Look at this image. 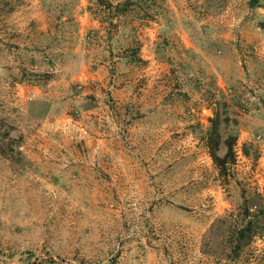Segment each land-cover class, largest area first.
Returning <instances> with one entry per match:
<instances>
[{"label": "rangeland", "instance_id": "obj_1", "mask_svg": "<svg viewBox=\"0 0 264 264\" xmlns=\"http://www.w3.org/2000/svg\"><path fill=\"white\" fill-rule=\"evenodd\" d=\"M123 1L0 0V264H264V0Z\"/></svg>", "mask_w": 264, "mask_h": 264}, {"label": "trees", "instance_id": "obj_2", "mask_svg": "<svg viewBox=\"0 0 264 264\" xmlns=\"http://www.w3.org/2000/svg\"><path fill=\"white\" fill-rule=\"evenodd\" d=\"M134 0H124L123 2L116 3L115 9L120 11L126 10L127 6L132 4ZM136 2V1H135ZM134 2V3H135ZM258 1L257 0H249L250 6H254ZM38 108L41 109L42 114H45L49 110V105L45 101H39L36 103ZM43 116V115H41ZM10 129L5 127L4 131L0 133V153L7 155V148L10 144H12V139L10 137ZM232 137V138H231ZM235 137L230 136L228 139L225 140V144L227 146V151L223 156H219L216 154L214 148L211 150V156L216 164V166L219 168V171H224L227 168L228 164H231L234 162V156H233V145H234ZM243 226L238 228L236 230V238L235 243L233 246V252L235 253L234 256L238 254V251L242 247V245L246 244L251 237L255 234L258 228H261L262 225L259 224V222L256 220V217L253 216L250 217L251 213L248 210V206L243 208ZM224 235V234H223Z\"/></svg>", "mask_w": 264, "mask_h": 264}, {"label": "built area", "instance_id": "obj_3", "mask_svg": "<svg viewBox=\"0 0 264 264\" xmlns=\"http://www.w3.org/2000/svg\"><path fill=\"white\" fill-rule=\"evenodd\" d=\"M32 95H35V94H32ZM259 138H262V137H259Z\"/></svg>", "mask_w": 264, "mask_h": 264}]
</instances>
